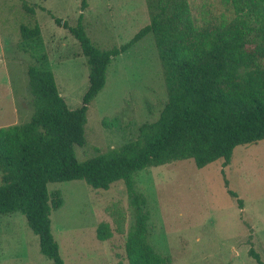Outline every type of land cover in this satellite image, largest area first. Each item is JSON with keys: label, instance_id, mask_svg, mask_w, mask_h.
<instances>
[{"label": "rangeland", "instance_id": "obj_1", "mask_svg": "<svg viewBox=\"0 0 264 264\" xmlns=\"http://www.w3.org/2000/svg\"><path fill=\"white\" fill-rule=\"evenodd\" d=\"M190 3L198 21L206 17L214 24L231 5L228 0ZM80 14L86 37L100 50L126 44L150 22L147 0H87L84 11L81 0H0V128L31 118L27 69L39 54L46 55L67 106H81L88 89L86 58L76 39L54 21L76 26ZM22 25L39 26L38 50L21 49ZM167 98L164 71L149 34L108 66L105 86L88 107L85 143L74 147L77 160L136 140L139 127L158 119ZM222 162L197 169L191 160L176 161L135 174L134 189L145 198L149 215L147 242L166 264H257L250 250L264 264V140L236 147L230 164L223 167ZM47 189L58 191L62 199L50 220L64 264H128L125 242L135 213L124 182L108 190L83 181L51 183ZM228 190L236 193L242 208ZM100 223L110 226L107 241L96 237ZM0 264H53L40 253L38 237L20 213L0 215Z\"/></svg>", "mask_w": 264, "mask_h": 264}, {"label": "trees", "instance_id": "obj_2", "mask_svg": "<svg viewBox=\"0 0 264 264\" xmlns=\"http://www.w3.org/2000/svg\"><path fill=\"white\" fill-rule=\"evenodd\" d=\"M228 1L231 5L214 24L206 17L198 21L190 0H147L149 24L110 50L89 41L80 24L82 14L76 26L54 20L76 39L86 58L88 89L81 106L75 110L67 106L46 55L39 54L27 69L31 118L0 128V215L22 214L38 237L40 253L53 264H64L50 220L62 199L58 191L48 192V184L83 181L93 189L108 190L113 183L124 182L135 213L125 242L127 263L166 264L147 242L149 215L145 198L134 189L135 174L186 160L197 169L219 160L227 167L236 147L264 140V0ZM86 8L87 0H81V10ZM149 34L168 97L158 119L141 125L136 140L79 162L74 147L85 143L88 107L105 86L108 66ZM20 39L22 50H38L39 26L22 25ZM224 185L228 186L226 179ZM228 194L242 208L236 193ZM96 237L109 240L110 226L100 223ZM249 255L263 264L253 250Z\"/></svg>", "mask_w": 264, "mask_h": 264}]
</instances>
